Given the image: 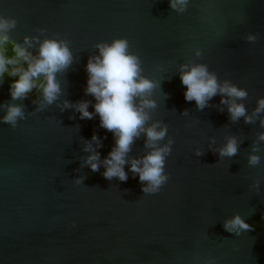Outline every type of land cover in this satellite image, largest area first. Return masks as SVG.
<instances>
[{"label":"water","instance_id":"1","mask_svg":"<svg viewBox=\"0 0 264 264\" xmlns=\"http://www.w3.org/2000/svg\"><path fill=\"white\" fill-rule=\"evenodd\" d=\"M0 16L17 21L11 42L39 35L36 29L71 41L73 64L57 76L61 100L70 103H95L84 93L93 45L127 38L143 74L161 81L151 115L168 125L174 141L165 163L168 182L144 195L127 164L124 182L105 179L103 166L98 172L81 167L80 158L88 155L83 140L94 133L102 139L101 159L114 146L98 115L81 120L55 104L27 115L37 107L32 101L38 92L15 101L25 105L26 119L15 129L0 123V264H209L210 258L215 264H264V151L260 165H247L255 133L264 128L243 118L232 124L226 107L197 110L195 101H185L177 73L189 59L206 64L219 79L248 91L244 103L251 112L264 97V0H188L182 14L170 9L169 0H0ZM247 34L258 39L250 43ZM197 48L200 58L193 54ZM31 51L35 55V45ZM9 87L3 79L0 103L11 102ZM185 109L189 114L181 115ZM88 111L94 112L92 104ZM225 135L244 141L235 157L218 160L208 138L216 147ZM196 148L204 154L195 156ZM146 151L142 136L129 155ZM77 176L84 177L80 185L73 183ZM257 177L259 193L249 187ZM237 213L252 231L235 236L224 230L223 220Z\"/></svg>","mask_w":264,"mask_h":264},{"label":"clouds","instance_id":"2","mask_svg":"<svg viewBox=\"0 0 264 264\" xmlns=\"http://www.w3.org/2000/svg\"><path fill=\"white\" fill-rule=\"evenodd\" d=\"M169 7L182 14L187 10L188 0H169ZM16 26L14 17L0 16V83L6 75L16 78L10 82L11 102L0 103V111L3 112L0 123L17 128L18 121L26 119V109L25 105L15 101H22L34 92L39 93L37 99L32 101L37 107L27 115H34L53 104L61 112L73 109L79 113L81 120H91L98 115L99 126L113 134L114 146L101 159L97 149L103 146L102 139L94 133L90 140H83L82 151L88 155L80 158L81 167L87 166L92 172H98L103 166L102 176L105 179L115 177L124 182L128 179V173L124 170L127 164L133 176H138L142 193L157 194L169 180L165 163L174 141L168 136V125L154 120L151 115L157 108L152 93L157 87L160 88L161 81L149 79L143 74V62L138 54L130 50L128 39L113 38L110 42L100 41L93 45L97 51L88 57L85 65L87 80L84 93L92 96L95 103L89 100L70 103L67 99L61 100L65 92L57 76L64 74L73 64V53L69 47L71 41L58 39L55 35L45 36V29H36L39 35L24 36L22 43H14L9 40V34ZM245 39L254 43L258 35L247 34ZM9 42L13 45L16 58L4 54L3 46ZM34 45L35 55L31 51ZM193 54L196 58L202 55L198 48L193 49ZM157 70H160L159 65ZM177 73L181 84L186 86L185 101H195L197 110L214 107L223 112L226 107L232 124L243 118L245 124L254 125L258 121L260 128H264V97L257 98L255 107L249 112L244 103L249 98L248 91L228 78L219 79L206 64L189 59L178 65ZM217 95L221 97L219 104L210 105L209 101ZM89 104H92L94 112L88 111ZM188 114L187 109L181 112V115ZM142 136L143 148L147 151L140 156H130L135 141ZM255 136L247 155L249 167L260 165V153L264 151L260 146V142H264V131L255 133ZM208 140V149L216 153L219 160L235 157L244 138L225 135L224 143L216 147L214 137ZM194 154L200 157L204 151L196 148ZM83 180L84 177L77 176L73 183L80 185ZM260 183L258 177L254 178L249 187L259 193ZM223 228L235 236L253 230L238 213L223 220ZM209 264H215V260L210 258Z\"/></svg>","mask_w":264,"mask_h":264},{"label":"trees","instance_id":"3","mask_svg":"<svg viewBox=\"0 0 264 264\" xmlns=\"http://www.w3.org/2000/svg\"><path fill=\"white\" fill-rule=\"evenodd\" d=\"M3 51L6 56L9 58H16V54L14 52V48L10 43H7L3 46ZM17 66H20L19 64ZM7 81L11 82L12 80L16 79L15 77H8L7 75L5 78Z\"/></svg>","mask_w":264,"mask_h":264}]
</instances>
